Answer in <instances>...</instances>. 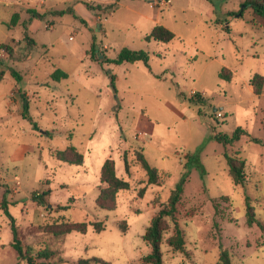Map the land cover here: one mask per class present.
<instances>
[{
  "label": "rangeland",
  "instance_id": "374dc122",
  "mask_svg": "<svg viewBox=\"0 0 264 264\" xmlns=\"http://www.w3.org/2000/svg\"><path fill=\"white\" fill-rule=\"evenodd\" d=\"M66 1L0 0V45L13 48L15 58L3 52L18 60L8 64L23 74L35 70L38 79L26 76L22 87L29 81L37 91L36 83L51 79L57 69L69 76L60 83L51 79V89L34 92L40 94L34 95L29 111L39 130L22 114L0 128V264H27L11 246L4 203L33 256L45 248L57 253L36 264L94 258L146 264L151 248L143 236L183 181L175 217L186 245L183 252L168 245L175 227L169 218L164 264H217L221 247L229 251L232 264H264L261 230L247 224L248 200L264 224V86L258 96L251 85L256 75L264 77V26L252 23V9L245 0H133L110 15L90 11V20L98 16L91 27L71 14L48 15L38 33L28 32L37 44L30 50L24 40L29 19L21 23L30 18L27 8L40 13L73 8ZM132 10L158 21L175 40L146 42L153 23ZM15 13L21 14L19 25L9 29ZM93 43L100 61L93 58ZM123 49L147 52L148 66L102 61L116 59ZM224 68L230 82L220 78ZM239 128L247 135L233 145L224 147L213 138ZM70 146L84 155L82 166L55 158L56 150ZM138 151L161 172V186L147 185ZM226 153L246 162L244 186L234 185ZM108 159L115 161L118 177L130 183L129 190L118 194L114 211L96 205L101 168ZM35 193H47L43 205L33 201ZM63 221L88 223V233L56 238L44 231ZM96 222L105 225L101 233L95 231Z\"/></svg>",
  "mask_w": 264,
  "mask_h": 264
},
{
  "label": "trees",
  "instance_id": "16d2710c",
  "mask_svg": "<svg viewBox=\"0 0 264 264\" xmlns=\"http://www.w3.org/2000/svg\"><path fill=\"white\" fill-rule=\"evenodd\" d=\"M123 0H114L113 3L108 5H101L97 4L94 5L91 2H85V7L97 15L105 14L110 15L116 12L119 8L120 3ZM157 1H169V0H157ZM245 7H249L252 9V23L254 25L264 26V0H245L244 1ZM28 13L30 15V19L24 23V40L28 44V48L32 50L34 46H36V42L29 36L28 28L30 23L34 20H45L46 16L54 15V16H63L65 14H71L76 20H79L82 24L86 25V21L83 20L77 12L73 8H68L67 10L62 11H49L45 13H40L36 10L29 9ZM240 18H243V14L240 15ZM20 15L15 13L12 17L11 22L8 24L9 29H13L19 25ZM176 38L175 34L172 33L170 30L163 26H156L153 28L151 33L145 37L146 42L150 43L152 41L160 43V44H169L174 41ZM97 45L93 43L92 51H93V58H97L99 60L98 54H96ZM0 50H7V54L9 57L14 55L13 48H10L6 44L0 45ZM25 59L29 58V55L24 57ZM103 62H107L113 65H122L124 63H138L143 62L145 65L148 66L149 63V54L145 51H134L130 49H123L116 57V59L110 60L105 59L102 60ZM12 76L18 81L21 82L22 77L20 74L15 71L11 70ZM69 76L64 71L57 69L51 76V79L55 82H61L63 80L68 79ZM220 78L222 80L231 81L230 72H228L225 68L220 73ZM114 77H112V85L114 86ZM251 85L254 88L255 94L260 96L262 94V89L264 86V77L260 75H256L253 80L251 81ZM21 99H22V116L24 119L31 122L34 129L39 130L38 125L33 121L30 115V102L26 97V94L22 91L19 92ZM247 133L242 129H237L233 135H227L224 133H219L214 135V140L225 146L233 145L241 140L243 136H246ZM55 158L62 162L69 165H77L82 166L84 164V155L74 146H70L64 151L56 150L54 152ZM225 158L227 161V165L229 167V173L232 178V181L235 186H244L246 183V174H245V167L246 162L238 158L237 156H230L227 153L225 154ZM136 159L138 163L141 165L142 169L145 171L148 181V186H161L163 184V177L161 172L154 168L146 159L145 154L143 152H136ZM125 165L126 170L129 172V163L127 160V156H125ZM183 181L179 185L172 190L168 204L163 205L162 209L158 212V214L153 217L150 226L147 228L146 233L143 236V240L148 244L151 248V253L144 258V262L146 264H164L163 261V252H162V245L164 241V233L168 229V219H172L174 221V235L169 238L168 245L173 248L174 251L183 252L185 249V237L184 231L180 228L178 222L176 221V213H177V206L181 202L182 195H183ZM130 183L118 177L117 170H116V163L113 159H108L105 161L101 168L100 172V185H99V194L96 199V205L98 208L107 211H114L117 208V199L118 194L123 190H129ZM146 192V188L141 191V196L144 195ZM47 193H44L43 196H46ZM43 196H39L37 193L33 195V201L37 202L39 205L44 204ZM227 200V198H223ZM248 208H247V224L248 226L252 227L253 225H257L264 238V224L259 222L256 218V214L254 209L251 207L249 200H248ZM62 209V208H60ZM3 210L7 214L12 230V243L11 246L16 250L20 259H22L27 264H36V259L39 260H46L51 261L55 258L57 253L49 248H45L44 250H40L37 252L35 256H33V250L31 247L25 248L23 246L19 226L16 223V219L10 214L8 205L6 203L3 204ZM95 231L97 233H101L105 230V225L103 222H96L93 224ZM89 224L88 223H75L70 221H63L54 223L51 225H46L44 231L48 234L53 235L56 238H62L72 233L82 234L85 235L88 233ZM220 257L217 264H232L231 256L228 250L220 248ZM108 264L107 262L101 259H91V260H80L78 264ZM47 264H52L51 262Z\"/></svg>",
  "mask_w": 264,
  "mask_h": 264
},
{
  "label": "crops",
  "instance_id": "0c3cea01",
  "mask_svg": "<svg viewBox=\"0 0 264 264\" xmlns=\"http://www.w3.org/2000/svg\"><path fill=\"white\" fill-rule=\"evenodd\" d=\"M126 1H133V0H123L120 3L119 8L123 7L124 2H126ZM91 2H94L96 4H101V5H108V4L97 3L94 0H91ZM133 2H140V1L138 0V1H133ZM68 3L73 4V8L75 9V11L87 23H89L90 27L92 26V24L96 23L98 16L95 15V19L93 18L91 20L89 18H87V17L92 18V16L89 14L90 11L85 7L84 1H82V0H67L66 4H68ZM27 10H29V9L27 8ZM117 10H119V9H117ZM129 10L131 11V9H129ZM49 11H53V9L51 8ZM132 12L135 13L139 18H143V19H146L148 21H151L153 23L151 30H153L154 27L159 25L158 21H156V20L152 21L153 19H151V17H149L147 15L140 14V13L133 11V10H132ZM19 15L21 16V14H19ZM28 19H30V18L29 17L25 18V19L22 18L21 23L27 21ZM42 28H43L42 21L34 19L29 25L28 32L31 35H33V32L38 33L40 31V29H42ZM32 39H34V38L32 37ZM12 42H16V41L13 40ZM19 42H17V43H19ZM44 46H46V45H44ZM75 47L78 50V52L81 50L78 45H76ZM6 55H7L6 53L1 51L0 58H2L3 60L0 61V128H5L8 125L10 119H17L21 116V114H22V99H21V96L19 93L20 91H22L23 93L26 94V97L31 104V102L35 99L34 95L40 94V93H34V92L43 91V89H46V90L51 89L52 85H53L52 80L47 79V80L38 81V83H36L37 89H38L37 91H32L30 89L31 83L29 81L27 83H25L26 85H24V87H22V84L25 82L26 76H28V77L30 76L31 79L38 80L36 77V74H35V70L32 73L28 71L26 74L18 72L20 74V76L22 77L21 82H18L11 74V70H14V69L12 67H10V65L8 64V62L13 63V62L18 61V60H16V59L11 60ZM85 56H86V51H82L81 58H83ZM14 58H15V55H14ZM29 58H30V55H29ZM53 73L54 72H52L50 74V76H49L50 78H51ZM4 83H7L8 87L3 85ZM55 84H57V83H55Z\"/></svg>",
  "mask_w": 264,
  "mask_h": 264
}]
</instances>
